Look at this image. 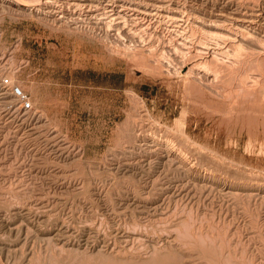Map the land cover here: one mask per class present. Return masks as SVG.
I'll return each mask as SVG.
<instances>
[{
    "label": "rangeland",
    "instance_id": "1",
    "mask_svg": "<svg viewBox=\"0 0 264 264\" xmlns=\"http://www.w3.org/2000/svg\"><path fill=\"white\" fill-rule=\"evenodd\" d=\"M73 1L0 0V263L264 264V0Z\"/></svg>",
    "mask_w": 264,
    "mask_h": 264
},
{
    "label": "bare ground",
    "instance_id": "2",
    "mask_svg": "<svg viewBox=\"0 0 264 264\" xmlns=\"http://www.w3.org/2000/svg\"><path fill=\"white\" fill-rule=\"evenodd\" d=\"M72 1H73V0H72ZM90 1H91V0H90ZM93 1H94V0H93ZM95 1H96V0H95ZM103 1H104V0H103ZM106 1H107V0H106ZM108 1H109V0H108ZM108 1H107V2H108ZM115 1H116V0H115ZM139 1H141V0H139ZM139 1H136V2H139ZM164 1H165V0H164ZM256 1H257V0H256ZM61 2H62V1H61ZM85 2H86V1L82 2L81 0H77V1H73L71 4H72L73 6H75L76 8H78V9H79L80 7H82V8H84V7H88V10H87L86 12H88V14H91L90 16H93V15L95 16V15H96L95 17L97 18L98 15H99V17H100V15H101V16L104 15L103 17L106 18V19H108L106 22L109 23V24L106 23V24H107V25H106L107 28H109L113 23H119V24L121 25V26H119V24L117 25L118 28H117V27H116V28L118 29V31H120V29L123 30V28L126 27V26H125V27L123 26V25H125L124 22L127 21L126 13H123V12H117V11H115V10L113 9L114 7H113L112 9L110 8L111 10L107 9V7H104V9H102L103 11L100 12V11H101V7H99L100 5H98L97 3H96L97 5H96V4H95V5H94V4L92 5L91 2H90L91 4H88V3H85ZM107 2H106V5H107ZM111 2H112V1H111ZM132 2H133V1H132ZM159 2H160V1H159ZM55 3H56L55 0H45V2H44V5H45V6H44V9L46 10L47 13H53V12L56 11V9L53 10V8H54V4H55ZM104 3H105V2H104ZM109 3H110V2H109ZM115 3H116V2H115ZM121 3H122V2H121ZM125 3H126V2H125ZM145 3L147 4V1H146ZM148 3L150 4L149 1H148ZM155 3H156V2H155ZM155 3H152V5H153V4L155 5ZM160 3H161V2H160ZM112 4H113V3H112ZM117 4H118V3H117ZM122 4H123V3H122ZM130 4H131V3H130ZM169 4H170V3H169ZM118 5H119V4H118ZM127 5H129V4H127ZM141 5H142V4H141ZM143 5H144V3H143ZM150 5H151V4H150ZM156 5H157V3H156ZM156 5H155V6H156ZM158 5L160 6L159 3H158ZM158 5H157V6H158ZM162 5H163V4H162ZM165 5H167V4L165 3ZM257 5H258V4H257ZM64 6H65V5H64ZM103 6H104V5H103ZM110 6H111V5H110ZM113 6H114V5H113ZM139 6H140V5H139ZM117 7H118V6H117ZM127 7H128V6H127ZM135 7H136V6H135ZM164 7H165V6H164ZM58 8H59V6H58ZM60 8H61V7H60ZM82 8H81V9H82ZM102 8H103V7H102ZM132 8H133V7H132ZM151 8L153 9L154 7L152 6ZM177 8H178V7H177ZM177 8H176V9H177ZM84 9H85V8H84ZM134 9L136 10L137 8H134ZM139 9H140V8H139ZM139 9H137V10H139ZM146 9H147V8H146ZM156 9H157V12H156V13L158 14V11H159V10H158V8H156ZM163 9H164V8H163V6H162V10H163ZM172 9H173V8H172ZM122 10H123V9H122ZM135 10H134V11H135ZM141 10H142V9H141ZM141 10H140V12L138 11L139 13L137 12L138 14H140V17H142V16H141L142 14H144V15H149V14H150V12H148L149 10H148V11H147V10H146V11H144V10L141 11ZM153 10H154V9H153ZM153 10H152V11H153ZM182 10H183V9H182ZM206 10H207V9H206ZM57 11H58V10H57ZM60 11H61V10H60ZM119 11H120V10H119ZM155 11H156V10H155ZM168 11H169V10H168ZM172 11H174V10H172ZM75 12H76V11H75ZM174 12H175V11H174ZM255 12H256V11H255ZM55 13H56V12H55ZM94 13H95V14H94ZM154 13H155V12H153V14H154ZM159 13H160V12H159ZM162 13H163V12H161L160 14H162ZM175 13H176V12H175ZM182 13H183V12H182ZM193 13H194V12H193ZM218 13H219V12H218ZM252 13H253V12H252ZM252 13H251V14H252ZM62 14H64V13L62 12ZM92 14H93V15H92ZM133 14H135V13H133ZM184 14H185V13H184ZM64 15H65V14H64ZM80 15H82V14H80ZM129 15H130V14H129ZM144 15H143V16H144ZM165 15L167 16L168 13H166ZM256 15H257V14H256ZM94 16H93V17H94ZM133 16H135V15H133ZM136 16H138V15H136ZM136 16H135V17H136ZM153 16H154V15H153ZM170 16H171V15H170ZM173 16H175V15L173 14ZM173 16L170 17V18H174L173 20H176V19H177V16H175V17H173ZM61 17L63 18V15H62ZM74 17H75V16H74ZM99 17H98V18H99ZM103 17H100L99 19H104ZM147 17H148V16H147ZM190 17H192V16H190ZM242 17H243V16H242ZM251 17H252V16H251ZM66 18H67V17H66ZM129 18H130V17H129ZM132 18H133V17H132ZM175 18H176V19H175ZM183 18H184V17H183ZM71 19H73V18H71ZM144 19H145V18H144ZM146 19H147V18H146ZM146 19H145V20H146ZM164 19H165V18H164ZM167 19H168V18H167ZM233 19H234V18H233ZM235 19H237V18L235 17ZM240 19H241V18H240ZM243 19H245V18H243ZM243 19H241V20H243ZM247 19H248V18H247ZM247 19H246V20H247ZM252 19H253V18H252ZM252 19H249V21H251ZM254 19H255V18H254ZM117 20H118V21H117ZM119 20H120V21H119ZM131 20H132V19H131ZM168 20H169V19H168ZM189 20H190V19H189ZM238 20H239V19H238ZM241 20H240V21H241ZM95 21H96V20H95ZM97 21H98V20H97ZM104 21H105V20H104ZM116 21H117V22H116ZM133 21H134V20H133ZM138 21H139V20H137V22H138ZM226 21H227V20H226ZM253 21H254V20H253ZM100 22H101V21H100ZM187 22H188V21H187ZM128 23H129V22H128ZM128 23H127V24H128ZM140 23H141V20H140ZM122 24H123V25H122ZM127 24H126V25H127ZM130 24H132V23H130ZM142 24H143V23H142ZM177 24H178V23H177ZM222 24H223V23H222ZM248 24H249V23H248ZM109 25H110V26H109ZM139 25H140V24H139ZM185 25H186V24H185ZM215 25H216V24H215ZM210 26H211V25H210ZM253 26H254V25H253ZM113 27H114V26H113ZM127 27H128V26H127ZM141 27H142V26H141ZM141 27H139V28H141ZM128 28H129V27H128ZM128 28H127V29H128ZM230 28H231V27H230ZM109 29H110V28H109ZM112 29H113V28H112ZM135 29H136V28H135ZM135 29H134V30H135ZM201 29H202V28H201ZM205 29H206V28H205ZM228 29H229V28H228ZM228 29H227V30H228ZM107 30H108V29H107ZM129 30L131 31V29H129ZM194 30H196V29H194ZM203 30H204V29H203ZM203 30H202V31H203ZM130 31H129V32H130ZM132 31H133V29H132ZM138 31H139V30H138ZM135 32H137V31H135ZM135 32H133V33L135 34ZM147 32H148V31H147ZM200 32H201V31H200ZM133 33H132V34H133ZM138 33H139V32H138ZM183 33H184V32H183ZM196 33H197V32H196ZM210 33H211V32H210ZM215 33H216V31H215ZM233 33H234V32H233ZM236 33H237V32H236ZM242 33H243V32H242ZM248 33H249V32H248ZM248 33H246V35H247ZM127 34H128V33H127ZM130 34H131V33H130ZM218 34H219V33H218ZM222 34H223V33H222ZM243 34H244V33H243ZM252 34H253V33H252ZM136 35H137V33H136ZM197 35H198V34H197ZM210 35H211V34H210ZM220 35H221V34H220ZM224 35H225V34H224ZM224 35H223V36H224ZM121 36H122V35H121ZM130 36H131V35H130ZM134 36H135V35H134ZM187 36H188V35H187ZM192 36H193V35H192ZM215 36H216V35H215ZM223 36H222V37H223ZM225 36H226V35H225ZM228 36H229L230 38H232V39L234 38V37H231L230 35H228ZM251 36H252V35H251ZM254 36H255V35H254ZM254 36H253L252 38H254ZM217 37H218V36H217ZM236 37H237V35H236ZM256 37H257V36H256ZM257 38H258V37H257ZM232 39H231V40H232ZM178 40H179V39H178ZM209 40H210V39H209ZM254 40H255V39H254ZM263 40H264V39H263ZM205 41H206V40H205ZM242 41H243V40H242ZM260 41L262 42V40H260ZM174 42H175V41H174ZM181 42H182V41H181ZM199 42H201V41L199 40ZM226 42H227V41H226ZM230 42H231V41H230ZM183 43H184V42H183ZM183 43H182V44H183ZM241 43H243V42H240V44H241ZM236 44H237V43H236ZM236 44H234V45L236 46ZM240 44H239V42H238L237 46H239ZM243 44H244V43H243ZM178 45H179V44H178ZM180 45H181V44H180ZM247 45H248V44H247ZM247 45H246V46H247ZM181 46H182V45H181ZM228 46H229V45H228ZM230 46H231V45H230ZM235 46H234V47H235ZM176 47H177V46H176ZM196 47H197V46H196ZM215 47H216V46H215ZM240 47H241V46H240ZM152 48H153V47H152ZM235 48H236V47H235ZM238 48H239V47H238ZM242 48H243V47H242ZM242 48H241V49H240V48H239V49H236L235 51H237V50H238V51H239V50H242ZM177 49H178V48H177ZM225 49H226V48H225ZM227 49H228V48H227ZM229 49H230V48H229ZM231 49H232V47H231ZM243 49H244V48H243ZM134 50H135V49H134ZM175 50H176V49H175ZM188 50H189V49H188ZM255 50H256V49H255ZM180 51H181V50H180ZM180 51H177V52H180ZM184 51H185V50H184ZM225 51H226V50H225ZM246 51H247V50H246ZM221 52H222V51H221ZM239 52H240V51H239ZM239 52H237V54H238ZM182 53H183V52H182ZM222 53H223V52H222ZM229 53H230V52H228V54H229ZM186 54H187V53H186ZM233 54H234V53H233ZM235 54H236V53H235ZM237 54H236V55H237ZM184 55H185V54H184ZM196 55H197V54H196ZM225 55H226V54H225ZM238 55H239V54H238ZM226 56H227V55H226ZM239 56H241V55H239ZM184 57H186V56H184ZM216 57H217V55H216ZM216 57H215V58H216ZM227 57H228V56H227ZM233 57L237 58L238 56L236 57V56L234 55ZM242 57L244 58V56H242ZM213 58H214V57H213ZM217 58H218V57H217ZM228 58H229V57H228ZM235 58H233V59H235ZM239 58H240V57H239ZM134 59H135V58H134ZM154 59H155V58H154ZM158 59H159V58H158ZM158 59H157V60H158ZM176 59H177V58H176ZM195 59H196V58H195ZM212 60H213V59H212ZM215 60L218 61L217 59H215ZM219 60H220V58H219ZM238 60H239V59H238ZM144 61H145V60H144ZM158 61H159V60H158ZM205 61H206V60H205ZM224 61H225V60H224ZM228 62H229V61H228ZM200 63H201V62H200ZM204 63H205V62H204ZM204 63H203V64H204ZM225 63H226V62H225ZM238 63H239V62H238ZM198 64H199V63H198ZM206 64H207V63H206ZM210 64H211V63H210ZM183 65H184V64H183ZM196 65H197V63H196ZM201 65H202V64H200V67H201ZM211 65H212V64H211ZM214 65H215V64H214ZM198 66H199V65H198ZM205 66H206V65L204 64V66H202V67L205 68ZM208 66H210V65H208ZM218 66H219V65H218ZM194 67H195V65H194ZM191 70H192V68H191ZM188 71H189V70H188ZM217 71H218V70H217ZM190 72H192V71H189L188 73L190 74ZM189 74H188V75H189ZM168 144H169V143H168ZM86 178H87V177H86ZM15 187H16V186H15ZM7 192H8V191H7ZM13 192H14V191H13ZM133 193H134V192H133ZM27 195H28V194H27ZM172 196H173V195H172ZM16 198H17V197H16ZM26 198H27V197H26ZM17 199H18V198H17ZM19 199H20V198H19ZM28 199H29V198H28ZM5 201H6V200H5ZM17 201H18V200H17ZM3 202H4V201H3ZM9 202H10V201H9ZM18 202H19V201H18ZM12 204H13V203H12ZM157 208H158V207H157ZM10 210H11V209H10ZM43 210H44V209H43ZM8 211H9V210H8ZM48 211H49V210H48ZM27 213H28V212H27ZM26 216H27V215H26ZM4 217H5V216H4ZM185 219H186V218H185ZM53 220H54V219H53ZM57 220H58V219H57ZM182 220H183V219H182ZM153 223H154V222H153ZM1 225H2V224H1ZM11 225H12V224H11ZM19 225H20V228H21L22 225H21V224H19ZM19 225H16V227H17V226L19 227ZM150 226H151V225H150ZM170 226H171V225H170ZM27 227H28V226H27ZM69 227H70V226H69ZM155 227H156V226H155ZM13 228H14V227H13ZM13 228H12V229H13ZM147 228H148V227H147ZM153 228H154V227H153ZM17 229H18V228H17ZM142 229H143V228H142ZM14 230H15V229H14ZM152 230H153V229H152ZM17 231H19V230H17ZM20 231H21V230H20ZM29 231L31 232V230H29V227H28V232H29ZM32 231H33V230H32ZM67 231H68V230H67ZM28 232H27V234H28ZM30 232H29V233H30ZM33 232H34V231H33ZM65 232H66V231H65ZM106 232H107V231H106ZM63 233H64V231H63ZM66 233H67V232H66ZM45 234H49V233L45 232ZM57 234H58V233H57ZM61 234H62V233H61ZM55 235H56V234H55ZM57 236H58V235H57ZM26 237H27V239H28V236H26ZM37 237H38V236H37ZM33 238H34V237H33ZM46 238H48V237H46ZM46 238H44V239H46ZM57 238H58V237H57ZM131 238H132V237H131ZM152 238H153V237H152ZM169 238H170V237H169ZM52 239H53V238H52ZM17 240H18V239H17ZM19 240H20V239H19ZM50 240H51V239H50ZM53 240H54V239H53ZM69 240H70V239H69ZM95 240H96V239H95ZM104 240H105V238H104ZM47 241H48V240H47ZM156 241H157V240H156ZM29 242H30V241H29ZM51 242H52V241H51ZM96 242H97V241H96ZM19 243H20V242H19ZM58 243H59V242H58ZM66 243H67V242H66ZM11 244H12V243H11ZM103 244H104V243H103ZM13 245H14V244H13ZM34 245H35V244H34ZM34 245H33V246H34ZM131 245H132V244H131ZM174 245H175V244H174ZM177 245H178V244H177ZM24 246H25V245H24ZM46 246H47V245H46ZM46 246H45V247H46ZM54 246H55V245H54ZM60 246H61V244H60ZM160 246H161V245H160ZM22 247H23V246H22ZM27 247H28V246H27ZM49 247H51V246H49ZM55 247H56V246H55ZM61 247H62V246H61ZM3 248H5V247L3 246ZM19 248H20V247H19ZM6 249H7V247H6ZM16 249H17V248H16ZM16 249H15V250H16ZM39 249H40V248H39ZM45 249H46V248H45ZM74 249H75V248H74ZM74 249H73V250H74ZM100 249H101V248H100ZM172 249H173V248H171V250H172ZM178 249H179V248H178ZM178 249H177V250H178ZM0 250H2V249H0ZM20 250L23 252L22 249H20ZM30 250H31V249H30ZM66 250H67V249H66ZM77 250H78V249H77ZM77 250H76V251H77ZM87 250H88V249H87ZM124 250H125V249H124ZM180 250H181V249H180ZM10 251H11V250H10ZM53 251H54V250H53ZM82 251H83V250H82ZM117 251H118V250H117ZM139 251H140V250H139ZM158 251H159V250H158ZM172 251H173V250H172ZM174 251H175V250H174ZM11 252H12V251H11ZM17 252H18V251H17ZM24 252H25V251H24ZM29 252H30V251H29ZM41 252H42V251H41ZM64 252H65V251H64ZM121 252H122V251H121ZM125 252H126V251H125ZM125 252H124V253H125ZM15 253H16V252H15ZM36 253H37V252H36ZM96 253H97V252H96ZM106 253H107V252H106ZM177 253H178V252H177ZM191 253H192V252H191ZM200 253H201V252H200ZM27 254H28V253H27ZM38 254H39V252H38ZM38 254H37V255H38ZM56 254H57V253H56ZM59 254H60V252H59ZM157 254H158V253H157ZM157 254H156V255H157ZM170 254H171V252H170ZM179 254H180V253H179ZM182 254H183V253H182ZM184 254H185V253H184ZM32 255H33V253H32ZM66 255H67V254H66ZM69 255H70V254H69ZM71 255H72V254H71ZM71 255H70V256H71ZM78 255H79V254H78ZM85 255H86V254H85ZM132 255H133V254H132ZM135 255H136V254H135ZM158 255H159V254H158ZM161 255H162V253H161ZM163 255H164V253H163ZM166 255H167V254H166ZM0 256H1V255H0ZM25 256H26V254H25ZM70 256H69V257H70ZM76 256H77V255H76ZM113 256H114V255H113ZM138 256H139V255H138ZM168 256H169V255H168ZM36 257H37V256H36ZM45 257H46V256H45ZM47 257H48V256H47ZM61 257H63V255H62ZM67 257H68V256H67ZM101 257H102V256H101ZM109 257H110V256H109ZM132 257H133V256H132ZM152 257H153V256H152ZM155 257H156V256H155ZM202 257H203V256H202ZM210 257H211V256H210ZM15 258H16V257H15ZM22 258H23V257H22ZM32 258H33V257H32ZM72 258H74V257H72ZM75 258H76V257H75ZM79 258H81V257H78V259H79ZM90 258H91V257H90ZM106 258H107V257H106ZM115 258H116V257H115ZM174 258H176V257H174ZM188 258H189V257H188ZM200 258H201V257H200ZM216 258H217V257H216ZM1 259H2V258H1ZM19 259H21V258H19ZM33 259L35 260V258H33ZM67 259H68V258H67ZM78 259H77V260H78ZM99 259H100V258H99ZM116 259H117V258H116ZM116 259H115V260H116ZM123 259H124V258H123ZM126 259H127V258H126ZM148 259H149V258H148ZM165 259H166V258H165ZM170 259H171V258H170ZM183 259H184V258H183ZM189 259H190V258H189ZM189 259H187V260H188V261L192 260V258H191L190 260H189ZM218 259H219V257H218ZM7 260H8V259H7ZM21 260H22V259H21ZM24 260H25V259H24ZM28 260H29V259H28ZM61 260H63V259H61ZM68 260H69V259H68ZM72 260H73V259H72ZM87 260H88V259H87ZM112 260H113V259H112ZM157 260H158V259H157ZM157 260H156V261H157ZM171 260H172V259H171ZM187 260H186V261H187ZM202 260H203V259H202ZM205 260H206V259H205ZM5 261H6V260H5ZM32 261H33V260H32ZM118 261H119V260H118ZM123 261H124V260H123ZM131 261H132V260H131ZM131 261H130V262H131ZM141 261H142V260H141ZM153 261H154V259H153ZM180 261H181V259H180ZM193 261H194V260H193ZM197 261H198V260H197ZM14 262H15V260H14ZM22 262H23V260H22ZM27 262H28V261H27ZM64 262H65V261H64ZM68 262H69V261H68ZM78 262H79V260H78ZM80 262H81V259H80ZM84 262L87 264L86 261H84ZM84 262H83V263H84ZM107 262H108V261H107ZM119 262H120V261H119ZM119 262H118V263H119ZM121 262H122V261H121ZM124 262H125V261H124ZM124 262H123V263H124ZM170 262H171V261H170ZM173 262H174V261H173ZM213 262H214V261H213ZM240 262H241V261H240ZM1 263H2V262H1ZM1 263H0V264H1ZM31 263H32V262H31ZM31 263H30V264H31ZM85 263H84V264H85ZM93 263H94V262H93ZM116 263H117V262H116ZM126 263H127V262H126ZM138 263L141 264L140 262H137V264H138ZM142 263H143V262H142ZM161 263H162V262H161ZM4 264H5V263H4ZM9 264H10V263H9ZM12 264H13V262H12ZM17 264H18V263H17ZM77 264H78V263H77ZM120 264H121V263H120ZM127 264H128V263H127ZM134 264H136V262H135ZM147 264H148V263H147ZM159 264H160V263H159ZM163 264H164V263H163ZM171 264H172V263H171ZM211 264H212V263H211Z\"/></svg>",
    "mask_w": 264,
    "mask_h": 264
},
{
    "label": "built area",
    "instance_id": "3",
    "mask_svg": "<svg viewBox=\"0 0 264 264\" xmlns=\"http://www.w3.org/2000/svg\"><path fill=\"white\" fill-rule=\"evenodd\" d=\"M2 85L13 96L20 110L26 113L35 111V106L29 93L20 84L16 83L11 77L6 76L2 79Z\"/></svg>",
    "mask_w": 264,
    "mask_h": 264
},
{
    "label": "crops",
    "instance_id": "4",
    "mask_svg": "<svg viewBox=\"0 0 264 264\" xmlns=\"http://www.w3.org/2000/svg\"><path fill=\"white\" fill-rule=\"evenodd\" d=\"M36 73H37V70L34 71V74H36Z\"/></svg>",
    "mask_w": 264,
    "mask_h": 264
}]
</instances>
